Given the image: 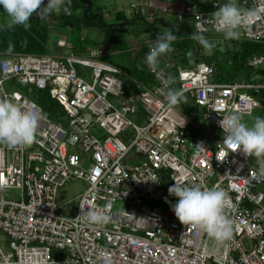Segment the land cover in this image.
Masks as SVG:
<instances>
[{
  "label": "built area",
  "instance_id": "built-area-1",
  "mask_svg": "<svg viewBox=\"0 0 264 264\" xmlns=\"http://www.w3.org/2000/svg\"><path fill=\"white\" fill-rule=\"evenodd\" d=\"M235 3L256 13L239 36L263 45L247 66L264 78V0ZM220 6L204 13L189 4L179 18L191 17L203 35L223 34L214 20ZM103 55L0 52V99L40 114L32 145L0 144V264H95L100 252L111 264H264V158L223 144L219 123L261 108L264 81L216 82L215 66L193 57L156 72L145 62L144 83ZM17 86L23 91L11 90ZM33 88L59 104L55 119L30 96ZM166 88L182 90L176 105ZM72 180L86 188L62 206L58 194ZM175 182L226 193L231 240L218 246L179 221L168 191ZM80 203L109 204L110 222L83 223Z\"/></svg>",
  "mask_w": 264,
  "mask_h": 264
},
{
  "label": "clouds",
  "instance_id": "clouds-1",
  "mask_svg": "<svg viewBox=\"0 0 264 264\" xmlns=\"http://www.w3.org/2000/svg\"><path fill=\"white\" fill-rule=\"evenodd\" d=\"M70 0H0V8L6 13V27H30V19L37 14L41 19L52 15L70 13ZM256 15L250 11L242 13L235 0H228L214 12L217 30L223 33L225 40L236 39L239 29ZM4 27V26H0ZM171 32L162 33L157 42L145 57L148 68L156 72L159 58L171 47L175 40ZM192 39L206 48L211 43L201 32H193ZM11 47L9 52H11ZM171 82V78L165 84ZM183 93L182 90L166 88L164 96L169 105H176ZM40 114L36 111H24L17 104L7 99H0V144L10 149H23L33 144L39 130ZM224 133L226 146H235L245 156L264 158V117L257 116L249 126L240 114H228L219 121ZM264 174V168L261 169ZM151 180L155 181V178ZM6 187V182L0 181V189ZM169 194L177 198L171 204L175 216L184 225H195L205 231L218 245L222 246L233 236L232 222L224 215L228 206L226 193L219 188L203 189L199 185L185 186L176 183L169 188ZM82 222L88 225L103 227L111 220L110 205L101 209H89L86 203L79 204ZM87 206V208H86ZM86 209V210H85ZM130 218V217H129ZM95 264H111L104 253L97 254Z\"/></svg>",
  "mask_w": 264,
  "mask_h": 264
},
{
  "label": "crops",
  "instance_id": "crops-1",
  "mask_svg": "<svg viewBox=\"0 0 264 264\" xmlns=\"http://www.w3.org/2000/svg\"><path fill=\"white\" fill-rule=\"evenodd\" d=\"M96 13L102 15V21L110 26L106 29L98 26L82 27L78 31L66 28L70 32H77L80 35L78 41L68 40L67 34H62L66 38V43L62 45L53 39L55 53L64 54L75 52L85 56H96L98 51H103L102 60L111 59L113 63L121 67L126 73L130 67H137L144 70L145 57L149 52L147 44L151 42L156 44L157 38L162 33L171 32L175 35V40L171 42V47L160 58L159 65L164 66L165 63L186 64L182 60V56L178 55L185 48H190L188 56H202L209 64L215 65L219 61L222 52L217 53L216 46L206 48L196 40L192 39L195 31L193 19L188 16L180 19L179 16L184 12L185 7L189 4L197 5L200 12L209 13L212 9L213 2H219L221 5L227 3L228 0H96ZM239 1V0H238ZM108 19V20H107ZM63 29L54 24L52 31ZM61 35V34H60ZM209 36H220L227 43L225 50L233 53L236 57L242 54L245 42L240 36L236 39L225 40L223 34L211 33ZM208 35H204L207 37ZM209 38V37H207ZM88 41V42H87ZM96 44L97 49L92 50L88 47V43ZM186 43V44H185ZM185 44V48L183 47ZM195 44V45H194ZM214 46V45H213ZM122 56V64L117 63L116 57ZM237 58V57H236ZM107 62V61H106ZM242 67V66H241ZM243 76L239 77L237 72L232 73L230 77H226L223 72L218 73L214 81L219 83H229L231 81L248 80L250 82H262L264 78L259 71L245 70ZM218 72V71H217ZM130 75V74H129ZM132 76V75H130ZM228 78V79H227ZM261 102L264 100V91L260 97Z\"/></svg>",
  "mask_w": 264,
  "mask_h": 264
},
{
  "label": "trees",
  "instance_id": "trees-1",
  "mask_svg": "<svg viewBox=\"0 0 264 264\" xmlns=\"http://www.w3.org/2000/svg\"><path fill=\"white\" fill-rule=\"evenodd\" d=\"M69 7L71 14H64L61 12L60 14L45 17L43 19L37 14H33L29 21L30 27L27 29L19 25L13 26L11 29L0 27V52L8 53L11 47V53L48 54L50 33L54 24L61 29L70 28L72 30L76 29L77 31L82 27L90 26H98L106 29L111 28L102 21V15L95 16L92 12L93 8L89 9V4L84 3L82 0H70ZM185 44H183V47ZM243 47L244 50L242 54H238L236 57L245 70L252 71L253 69L247 66L248 60L254 55L262 53L263 45L245 41ZM182 51L183 52L178 55L182 56L184 62L188 63L190 60H193V57L195 62L200 60L205 61V59L199 55L188 56L190 48H185ZM128 74L141 82H151V77L137 67L131 66L130 70H128ZM35 100L51 114L53 119L57 117V113L61 110L59 104L54 101L46 91H44L43 95L35 96Z\"/></svg>",
  "mask_w": 264,
  "mask_h": 264
},
{
  "label": "rangeland",
  "instance_id": "rangeland-1",
  "mask_svg": "<svg viewBox=\"0 0 264 264\" xmlns=\"http://www.w3.org/2000/svg\"><path fill=\"white\" fill-rule=\"evenodd\" d=\"M87 1H90L91 4H92V8H93V13L95 14V16L98 14L96 13V4H97V1L96 0H87ZM91 8V9H92ZM90 9V8H89ZM108 20V19H107ZM8 22V17L6 15V13L3 11L2 8H0V26H4L6 27V24ZM56 31H52L50 34H51V38L54 36L55 38V35H56V40L57 42L59 41L62 45H64L66 43V38L62 36L63 33H65V35L67 34V38L68 40H72V41H78L80 39V35L79 33L77 32H70L68 30H60L58 32V34H55ZM61 34V35H60ZM209 37V38H207ZM205 37L212 45L211 48L215 47L216 46V51L217 53H220L222 52V55L219 56V61L217 63H215V68L217 69L218 73L220 72H223V74L226 76V77H230V75L232 73H235L237 72V75L239 77L243 76L244 73L246 72L245 71V68L241 65H240V61L239 59H237L233 53H228L226 50H225V47L227 45V43L223 40L222 37L220 36H207ZM88 42V41H87ZM195 45V44H194ZM214 45V46H213ZM88 47L92 50H96L97 48V45L96 44H91V42L88 43ZM210 48V49H211ZM48 51L50 54H56L55 53V48H54V43H53V39H51L49 41V45H48ZM122 59L123 57L122 56H117L116 57V61L117 63H121L122 64ZM105 61L107 62H114L112 61V58L111 59H108V58H105ZM115 63V62H114ZM80 69V68H79ZM137 79V78H136ZM228 79V78H227ZM138 80V79H137ZM130 82V81H129ZM11 90H22L20 87H15V88H12ZM30 90V88L28 89ZM32 92L33 94L30 95L32 98H34L35 96H38V95H43L44 94V91L42 90H38L36 88H33L32 89ZM257 116H261V117H264V103H262V106L261 108L257 109L256 111H254L253 114L251 115H242L243 117V120L249 125L251 126V124L254 122V119L255 117ZM135 120V118H134ZM139 124H142L141 121H138ZM86 188L85 186V183L83 181H80V180H72L70 181L64 188H62L58 194V203L62 206H66V203L68 201H71L72 204H75L76 203V197L79 193H81L82 191H84V189ZM258 190H263L264 191V184L261 185L260 187H258ZM164 210H166V207L165 206H161ZM116 208H118V206H116Z\"/></svg>",
  "mask_w": 264,
  "mask_h": 264
},
{
  "label": "water",
  "instance_id": "water-1",
  "mask_svg": "<svg viewBox=\"0 0 264 264\" xmlns=\"http://www.w3.org/2000/svg\"><path fill=\"white\" fill-rule=\"evenodd\" d=\"M84 3H86V4H89V8L91 9L92 8V4H91V2L90 1H87V0H82ZM85 15H86V13H85Z\"/></svg>",
  "mask_w": 264,
  "mask_h": 264
},
{
  "label": "snow or ice",
  "instance_id": "snow-or-ice-1",
  "mask_svg": "<svg viewBox=\"0 0 264 264\" xmlns=\"http://www.w3.org/2000/svg\"><path fill=\"white\" fill-rule=\"evenodd\" d=\"M233 147H235V146H233Z\"/></svg>",
  "mask_w": 264,
  "mask_h": 264
}]
</instances>
